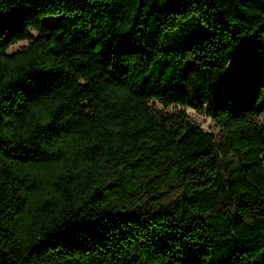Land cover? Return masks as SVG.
I'll return each instance as SVG.
<instances>
[{"label":"trees","instance_id":"1","mask_svg":"<svg viewBox=\"0 0 264 264\" xmlns=\"http://www.w3.org/2000/svg\"><path fill=\"white\" fill-rule=\"evenodd\" d=\"M263 116L264 0H0V264H264Z\"/></svg>","mask_w":264,"mask_h":264},{"label":"rangeland","instance_id":"2","mask_svg":"<svg viewBox=\"0 0 264 264\" xmlns=\"http://www.w3.org/2000/svg\"><path fill=\"white\" fill-rule=\"evenodd\" d=\"M33 33L35 36H37L35 32ZM26 45H28V42H19L10 48L9 53H15ZM203 80L208 85V87L211 89L214 87L215 83L219 80V76L218 75L217 76L206 75L203 78ZM191 87H192L193 95H192L191 105L190 107L187 108V112H188L190 120L198 127H201L204 130L215 134L219 139H222L223 134L220 131V129L217 127V125L208 116H206L205 114L199 113L197 109L201 101L200 92L203 91L200 87V82L197 76L192 77ZM204 106L206 109H208L209 104L206 103ZM158 108L167 113H177L178 111H180V108L164 109L163 106L161 105H158ZM260 122L264 126V116L260 118Z\"/></svg>","mask_w":264,"mask_h":264}]
</instances>
